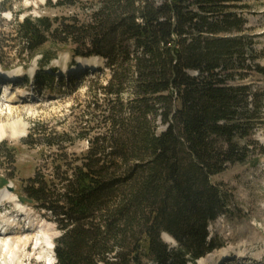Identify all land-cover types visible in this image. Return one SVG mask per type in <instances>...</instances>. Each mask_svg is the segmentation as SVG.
<instances>
[{"label": "trees", "instance_id": "16d2710c", "mask_svg": "<svg viewBox=\"0 0 264 264\" xmlns=\"http://www.w3.org/2000/svg\"><path fill=\"white\" fill-rule=\"evenodd\" d=\"M239 2L97 0L81 24L16 22L22 50L39 52L40 66L54 57L41 50L47 42L104 58L110 76L99 89L114 96L105 132L59 186L32 178L24 187L58 219L56 264H188L222 247L207 228L229 215L232 194L211 177L246 160L264 121L258 94L234 83L249 66Z\"/></svg>", "mask_w": 264, "mask_h": 264}, {"label": "rangeland", "instance_id": "374dc122", "mask_svg": "<svg viewBox=\"0 0 264 264\" xmlns=\"http://www.w3.org/2000/svg\"><path fill=\"white\" fill-rule=\"evenodd\" d=\"M235 5L241 8L235 7L233 11L244 19L240 35L244 38V56L249 66L242 71L244 78L234 83H244L258 94L264 115V74L258 72V69L264 71V0H240ZM96 6L97 0H0V70L16 71L18 76L12 83L25 88L22 93L27 99L30 96L26 93L31 89L32 93L33 88L36 95V99H26L10 116H4L17 125L19 132L0 139V180H5L3 186L9 188L14 197L23 198L19 202L26 209L34 210L32 219L37 218L41 224L49 226L53 244L61 235L56 215L30 200L24 187L32 178L46 181L53 190L59 186L58 177L79 165L92 138L105 132L107 124L103 117L114 96L99 89L110 76L104 58L74 55L72 43L47 42L41 50L49 51L54 57L49 64L40 66L41 54L29 57L28 52L22 50L23 42L14 28L16 22L27 15L48 17L55 27L60 22L81 24ZM63 37L60 36L61 40ZM87 60H94V68L83 67L82 63ZM60 70L65 73L59 77ZM26 83L27 86L23 85ZM14 88L18 98L22 93ZM120 98L124 103L129 101V91ZM157 123L159 132L164 126ZM254 128L251 137L254 143L250 144L246 160L228 164L211 177L213 183L221 184L232 194V199L229 215H220L207 230L211 238L223 243L211 253L225 247L233 251L231 261L264 264V121H258ZM164 234H161L163 241ZM35 240L14 264H56V260L51 263L46 257L45 260L40 258L41 247L35 248ZM167 245L171 250L179 247L177 242ZM217 264H227V260Z\"/></svg>", "mask_w": 264, "mask_h": 264}, {"label": "bare ground", "instance_id": "6f19581e", "mask_svg": "<svg viewBox=\"0 0 264 264\" xmlns=\"http://www.w3.org/2000/svg\"><path fill=\"white\" fill-rule=\"evenodd\" d=\"M83 67L87 69L94 68V60H87L82 63ZM12 70V69H11ZM7 73H0V80H4L5 83L3 84H12V82L15 81L18 74L16 71H11ZM11 71V72H10ZM9 87V86H8ZM7 85L5 89H2V95L0 96V139L7 136L8 134L11 136H15L18 134L19 130L17 129V125H14L13 123H10L8 120H6L5 114L10 116L14 109L17 108V105L20 103L25 102L27 97L22 93V91L25 90V88L16 87L17 93H22L17 98L14 92L9 91L7 88ZM0 91V92H1ZM8 94H3L4 92H7ZM33 97V96H32ZM5 118V119H4ZM5 186V185H4ZM2 185L0 187V199L4 203L8 205H12V199L18 197H14V195L11 194V192ZM18 205L22 206L18 200ZM25 207V206H23ZM27 214H32L30 211H27ZM33 216V215H32ZM32 216H29L30 222L33 221V227H31L34 231H36L34 235H32V232L29 230L23 229V226H19L17 230L7 232L6 234L0 233V264H14V262H18L17 259L18 256H22V254L31 246L34 239L36 241H40V246L37 245V242L35 243V248L39 250V247H41L40 258L42 260L50 261L51 263L55 261L54 258V251H53V243H52V234L49 232L50 228L46 224H41L39 221L32 219ZM29 222V223H30ZM2 225L0 226V228ZM165 242L166 243H174L175 241L167 234H164ZM233 252V251H232ZM231 249L228 248H221L217 250L216 252L209 253L204 257H201L198 259L199 264H217V262L224 261L225 259L227 261H231ZM239 254V253H238ZM240 255V254H239ZM21 258V257H20ZM19 258V259H20ZM20 261V260H19ZM230 263V262H229ZM231 264V263H230Z\"/></svg>", "mask_w": 264, "mask_h": 264}, {"label": "water", "instance_id": "95a60500", "mask_svg": "<svg viewBox=\"0 0 264 264\" xmlns=\"http://www.w3.org/2000/svg\"><path fill=\"white\" fill-rule=\"evenodd\" d=\"M1 181V184L0 185H4L5 184V180H0ZM21 200H23V198H21Z\"/></svg>", "mask_w": 264, "mask_h": 264}]
</instances>
